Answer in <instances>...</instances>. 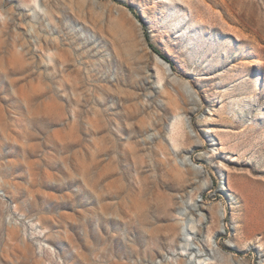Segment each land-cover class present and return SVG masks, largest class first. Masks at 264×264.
Wrapping results in <instances>:
<instances>
[{"label": "rangeland", "instance_id": "1", "mask_svg": "<svg viewBox=\"0 0 264 264\" xmlns=\"http://www.w3.org/2000/svg\"><path fill=\"white\" fill-rule=\"evenodd\" d=\"M0 264H264V0H0Z\"/></svg>", "mask_w": 264, "mask_h": 264}, {"label": "bare ground", "instance_id": "2", "mask_svg": "<svg viewBox=\"0 0 264 264\" xmlns=\"http://www.w3.org/2000/svg\"><path fill=\"white\" fill-rule=\"evenodd\" d=\"M33 2L36 3L37 0H33ZM161 63L164 64L163 62H161ZM165 65L166 64H164V66ZM256 85H257V87H260V85H261L260 77H259L258 82L256 83ZM163 220L165 221L166 219H163ZM164 230H166L165 227H164ZM164 234H163L164 236L163 235L162 236H159V237L156 236V238L154 240H147L146 243H144V245H146L147 247H149V250L151 252L152 251L155 252V248L162 247V246H168L172 242V240H167V239H170L171 236L168 235L167 233H164ZM180 239H182V234H180ZM183 239H184V237H183ZM189 241H190L189 239L180 240V244L176 248V250H177L176 253L179 254V255H181V256L182 255H185V251L187 250V246H188Z\"/></svg>", "mask_w": 264, "mask_h": 264}, {"label": "trees", "instance_id": "3", "mask_svg": "<svg viewBox=\"0 0 264 264\" xmlns=\"http://www.w3.org/2000/svg\"><path fill=\"white\" fill-rule=\"evenodd\" d=\"M126 7H128V6H126ZM129 8V7H128ZM129 10L132 12V14H134V16L139 20V18H138V16L131 10V8H129ZM140 21V20H139ZM142 24V23H141ZM145 36H146V39L148 40V34H146L145 33ZM153 51L162 59V60H164L166 63H168L169 65H171L170 64V62L168 61V59L165 57V56H163L162 54H160L158 51H156L155 49H153Z\"/></svg>", "mask_w": 264, "mask_h": 264}, {"label": "water", "instance_id": "4", "mask_svg": "<svg viewBox=\"0 0 264 264\" xmlns=\"http://www.w3.org/2000/svg\"><path fill=\"white\" fill-rule=\"evenodd\" d=\"M156 57H157L161 62H163L164 64H166V66H167L168 68H170V65H169L168 63H166L164 60L160 59L158 55H156Z\"/></svg>", "mask_w": 264, "mask_h": 264}]
</instances>
